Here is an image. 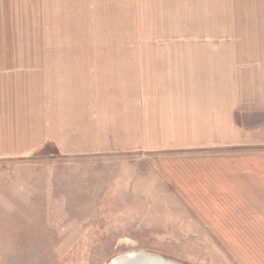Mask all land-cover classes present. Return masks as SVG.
<instances>
[{
  "label": "rangeland",
  "instance_id": "1",
  "mask_svg": "<svg viewBox=\"0 0 264 264\" xmlns=\"http://www.w3.org/2000/svg\"><path fill=\"white\" fill-rule=\"evenodd\" d=\"M48 44L223 46L225 52L195 53L204 56L198 67L225 70L227 84L256 70L261 82L264 0H0V45ZM139 54L129 53L135 60ZM80 55L98 56L97 69L114 61L108 52L17 51L0 52V67L22 72L29 63L24 68L33 70H25L40 77L49 60L66 61L60 65L67 70L90 65ZM177 155L0 162V264H109L136 252L238 264L234 246L221 245L172 188Z\"/></svg>",
  "mask_w": 264,
  "mask_h": 264
},
{
  "label": "crops",
  "instance_id": "2",
  "mask_svg": "<svg viewBox=\"0 0 264 264\" xmlns=\"http://www.w3.org/2000/svg\"><path fill=\"white\" fill-rule=\"evenodd\" d=\"M207 49L225 52L223 46L0 45V52L114 55L106 69L93 67L94 55L78 56L91 66L72 70L60 65L64 60L45 61L40 77L25 70H33L24 68L29 63L22 72L0 67V162L178 154L170 168L176 194L221 245L234 246L229 252L238 264H264V248L257 247L264 246V80L253 70L249 80L227 84L225 70L198 67L204 56L195 53Z\"/></svg>",
  "mask_w": 264,
  "mask_h": 264
},
{
  "label": "water",
  "instance_id": "3",
  "mask_svg": "<svg viewBox=\"0 0 264 264\" xmlns=\"http://www.w3.org/2000/svg\"><path fill=\"white\" fill-rule=\"evenodd\" d=\"M109 264H184L161 255L136 252L121 255L113 259Z\"/></svg>",
  "mask_w": 264,
  "mask_h": 264
}]
</instances>
